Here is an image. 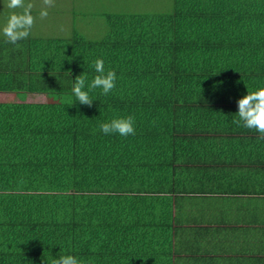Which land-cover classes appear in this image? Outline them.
I'll return each instance as SVG.
<instances>
[{"label": "trees", "instance_id": "16d2710c", "mask_svg": "<svg viewBox=\"0 0 264 264\" xmlns=\"http://www.w3.org/2000/svg\"><path fill=\"white\" fill-rule=\"evenodd\" d=\"M102 18L95 40L75 29L0 38V94L15 97L0 103V264H178L181 242L198 238L187 205L218 186L209 166L257 132L231 121L264 87V0H173L168 13ZM96 59L116 87L80 105L73 81L90 83ZM127 116L135 135L100 130Z\"/></svg>", "mask_w": 264, "mask_h": 264}, {"label": "crops", "instance_id": "0c3cea01", "mask_svg": "<svg viewBox=\"0 0 264 264\" xmlns=\"http://www.w3.org/2000/svg\"><path fill=\"white\" fill-rule=\"evenodd\" d=\"M9 11L4 9V20ZM244 138L224 144L226 151L209 166L217 173L215 192L187 205V222L199 225L193 227L198 238L181 242L178 264H264V138L258 132ZM222 141L216 139L217 145Z\"/></svg>", "mask_w": 264, "mask_h": 264}, {"label": "clouds", "instance_id": "9594fccd", "mask_svg": "<svg viewBox=\"0 0 264 264\" xmlns=\"http://www.w3.org/2000/svg\"><path fill=\"white\" fill-rule=\"evenodd\" d=\"M43 7L39 11L40 19H46L49 15L48 8L55 6V0H41ZM3 7L9 9L6 23L0 29V33L6 38L8 43L16 45L18 41L27 39L35 24L36 17L32 10L34 3L32 0H6ZM19 9L20 11H16ZM93 67L97 75L90 83H87L85 74L75 78L72 86V93L79 101L80 105L91 106L93 101L90 98L89 91L97 88L102 89L103 95H108L115 87L117 76L115 71H105L103 59H96ZM88 90H85V89ZM238 117L231 122L237 126H243L246 129H254L261 138H264V87L255 91H248L247 95L238 100ZM134 117L127 116L114 118L110 122L102 123L100 130L108 134H119L122 137L135 135ZM52 264H82V262L73 255H59L54 258Z\"/></svg>", "mask_w": 264, "mask_h": 264}, {"label": "rangeland", "instance_id": "374dc122", "mask_svg": "<svg viewBox=\"0 0 264 264\" xmlns=\"http://www.w3.org/2000/svg\"><path fill=\"white\" fill-rule=\"evenodd\" d=\"M32 1H34L32 14L36 17V21L31 35L38 38H69L75 29L87 39L95 40L106 32V25L102 18L103 13H168L173 7V0H55V6L47 9L48 17L42 20L39 13L36 12H39L43 5L38 4L39 0ZM4 3L6 0H0V9L2 10H0V26H4L6 23ZM17 11L20 10L17 9ZM72 21H76L75 25ZM14 100L15 97L12 94H0V103ZM36 100L45 101L44 98Z\"/></svg>", "mask_w": 264, "mask_h": 264}]
</instances>
